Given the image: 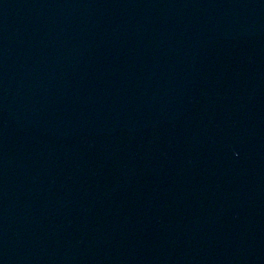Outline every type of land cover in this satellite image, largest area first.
<instances>
[{
    "label": "water",
    "instance_id": "water-1",
    "mask_svg": "<svg viewBox=\"0 0 264 264\" xmlns=\"http://www.w3.org/2000/svg\"><path fill=\"white\" fill-rule=\"evenodd\" d=\"M0 264H264V0H0Z\"/></svg>",
    "mask_w": 264,
    "mask_h": 264
}]
</instances>
